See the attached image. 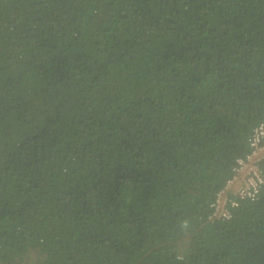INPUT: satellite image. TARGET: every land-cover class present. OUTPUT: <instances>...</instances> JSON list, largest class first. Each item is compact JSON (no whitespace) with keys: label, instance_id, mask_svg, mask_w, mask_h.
<instances>
[{"label":"trees","instance_id":"16d2710c","mask_svg":"<svg viewBox=\"0 0 264 264\" xmlns=\"http://www.w3.org/2000/svg\"><path fill=\"white\" fill-rule=\"evenodd\" d=\"M262 119L264 0H0V264H264Z\"/></svg>","mask_w":264,"mask_h":264},{"label":"built area","instance_id":"2783aa9c","mask_svg":"<svg viewBox=\"0 0 264 264\" xmlns=\"http://www.w3.org/2000/svg\"><path fill=\"white\" fill-rule=\"evenodd\" d=\"M249 150L236 158L233 174L217 190L211 202L212 218L227 219L241 200L256 199L264 184V119L254 125L248 137Z\"/></svg>","mask_w":264,"mask_h":264}]
</instances>
